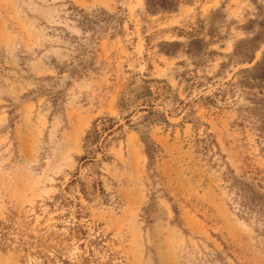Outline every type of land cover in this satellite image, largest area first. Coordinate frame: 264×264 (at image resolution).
Wrapping results in <instances>:
<instances>
[{
    "label": "rangeland",
    "instance_id": "374dc122",
    "mask_svg": "<svg viewBox=\"0 0 264 264\" xmlns=\"http://www.w3.org/2000/svg\"><path fill=\"white\" fill-rule=\"evenodd\" d=\"M172 1L0 0V264H264V0Z\"/></svg>",
    "mask_w": 264,
    "mask_h": 264
},
{
    "label": "trees",
    "instance_id": "16d2710c",
    "mask_svg": "<svg viewBox=\"0 0 264 264\" xmlns=\"http://www.w3.org/2000/svg\"><path fill=\"white\" fill-rule=\"evenodd\" d=\"M147 10H163L173 11L175 9L174 2L168 0H146ZM142 87L139 92L134 93L132 97L126 99L122 104L124 111H129V115L125 120V124L144 128L147 131L152 125H169L168 116L171 112L166 108L169 105H176V108L183 109L189 105L179 99L177 92L165 81L159 80H143ZM133 118H136L133 120ZM114 121H102L100 125H96L93 132L88 136L87 140L94 143L103 138L100 142L99 150L102 151V146L106 144L108 137H111L119 127L114 128ZM141 128V129H142Z\"/></svg>",
    "mask_w": 264,
    "mask_h": 264
}]
</instances>
